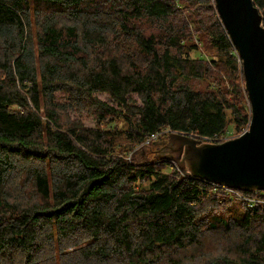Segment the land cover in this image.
<instances>
[{
	"label": "trees",
	"instance_id": "1",
	"mask_svg": "<svg viewBox=\"0 0 264 264\" xmlns=\"http://www.w3.org/2000/svg\"><path fill=\"white\" fill-rule=\"evenodd\" d=\"M103 1L0 0V158L22 160L34 191L10 202L0 175V256L38 264L44 245L66 244L75 264H157L222 231L226 252L204 264H264V191L239 199L158 157L171 132L221 143L249 126L241 63L213 0ZM253 2L264 26V0ZM197 6L206 15L193 20L185 7ZM30 13L41 17L38 67ZM57 92L70 102L55 104ZM94 94L96 127L61 121Z\"/></svg>",
	"mask_w": 264,
	"mask_h": 264
},
{
	"label": "water",
	"instance_id": "2",
	"mask_svg": "<svg viewBox=\"0 0 264 264\" xmlns=\"http://www.w3.org/2000/svg\"><path fill=\"white\" fill-rule=\"evenodd\" d=\"M241 63L250 107L247 130L221 143L171 132L158 143V157L184 175L244 192L264 191V26L253 0H213Z\"/></svg>",
	"mask_w": 264,
	"mask_h": 264
},
{
	"label": "rangeland",
	"instance_id": "3",
	"mask_svg": "<svg viewBox=\"0 0 264 264\" xmlns=\"http://www.w3.org/2000/svg\"><path fill=\"white\" fill-rule=\"evenodd\" d=\"M101 3H106V2H104L103 0H97V6L103 9L104 7ZM106 6H109V4H106ZM185 10H187V12L190 14V17L193 20L196 18L195 15H201V16L206 15L205 6H197V7H192V8L185 7ZM40 22H41V17H39L37 14L30 13L29 37H30V41L33 44L32 49H33V55H34V62H35V66L37 67L40 64V62L36 61L35 53H37V44H36L37 37L40 35V31H41ZM61 25L62 24H60L58 27H60ZM63 26H66V24H63ZM106 37L108 39H111L112 35L107 34ZM132 52L135 55H138V52L135 50L134 46H133ZM205 54L211 58L215 53L212 51H209V52H205ZM203 84L205 83H202L200 88L203 87ZM95 95L96 94L92 95V98H89L90 100H88L87 102L85 101V103H82L80 105H69L70 111L65 116L61 114V116H63L62 117L63 120L61 121H64V120H68L69 122L80 121L79 124H82L86 128L92 129L96 127L98 123L96 124L95 114L93 111L94 109L92 105L90 104V102H92V100L94 99ZM97 95H99L98 99L100 100L107 101L109 99L108 96L104 93H100ZM69 97H70V94L57 92L54 95L55 104L61 101H68L69 103L70 102ZM109 101L110 100H108V102ZM41 105H42L41 112L43 111V109H45V107L47 108V106H50L44 103H41ZM53 108L56 109L54 106ZM117 126L120 127L122 126V124L119 123L117 124ZM124 126L125 125H123V127ZM229 129L230 130H228V132L223 135L222 140L226 141V140L235 138L239 135V133L231 129V127ZM198 139L206 143H212V142H209L208 140L204 141L201 138H198ZM154 141H151V142H154ZM144 142L145 143L142 145H148L150 141L145 139ZM213 143H216V142H213ZM140 147L141 146H139L138 148L136 147L133 150H137ZM7 162L11 164L12 166L10 167L7 166ZM22 165H23L22 160L21 161L19 159L17 160L11 156H10V159H6L3 157L0 158V167H4L5 170H3V172H6L4 173L5 175L7 174V176H5L3 173H0V175L2 174L4 176L3 180L5 182L3 194L7 198V200L10 202L20 201L21 203H24L27 200L34 199V196H33L34 191L31 188V185L26 183V179H24L23 175H20V172L23 171ZM8 168H10L11 170H8ZM236 193L237 192L232 193V194L238 198L239 196H242ZM249 203H252V202H249ZM229 205L230 204L228 203L227 206ZM228 209H230V211L233 212L235 209H239V207L236 204L235 206H229ZM202 210L207 212L208 214H215V215H217L219 212L222 211L221 208H219L216 204L210 205L208 203H206L202 207ZM205 233L206 234L200 238V243L197 246L189 247L185 250H181L179 251V253H177L178 252L177 251L175 252L176 254H173V252H171L168 254V256L165 259L158 260L157 264H204L206 261L210 260L212 257H216V256L224 254L226 252V249H224L223 246L224 244H227L229 242V240L226 239V236L228 234L222 231L215 233V234L208 233L207 231H205ZM36 252H38V254L35 255L36 261H38V264H68L69 258L70 256L73 255L75 250H73L71 247L69 248V245L63 244L58 247L51 245V248L48 245H44L42 249H39ZM12 253H13L12 249L5 250L4 254L0 256V259H2L3 263L5 262L8 264L10 263L12 264V261H15L16 264H20L21 262L18 263L16 259H19V256L21 259V255L14 254V253L12 254ZM174 255H177V256L173 257ZM70 260L72 261V264H75L73 257H71ZM15 262H13V264Z\"/></svg>",
	"mask_w": 264,
	"mask_h": 264
},
{
	"label": "built area",
	"instance_id": "4",
	"mask_svg": "<svg viewBox=\"0 0 264 264\" xmlns=\"http://www.w3.org/2000/svg\"><path fill=\"white\" fill-rule=\"evenodd\" d=\"M158 134H151L148 138H147V140H149L150 142L151 141H156L157 139H158ZM231 193H235L236 191H234V190H230V189H228ZM236 194H238V193H236ZM239 198H241V199H243V197L242 196H239Z\"/></svg>",
	"mask_w": 264,
	"mask_h": 264
}]
</instances>
